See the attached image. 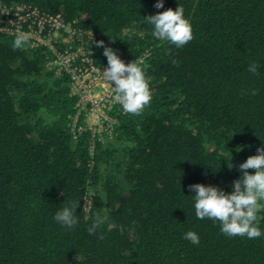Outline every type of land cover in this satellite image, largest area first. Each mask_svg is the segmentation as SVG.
I'll list each match as a JSON object with an SVG mask.
<instances>
[{"label":"trees","instance_id":"1","mask_svg":"<svg viewBox=\"0 0 264 264\" xmlns=\"http://www.w3.org/2000/svg\"><path fill=\"white\" fill-rule=\"evenodd\" d=\"M156 3L0 0V19L18 4L60 15L97 67L108 61L95 41L139 59L152 97L139 115L116 104L109 132L93 135L83 114L74 125L78 98L51 52L29 41L14 50L15 36L0 32V264H264V211L259 238L229 237L196 217L189 190L231 193L239 165L264 146V0ZM179 6L193 39L178 48L153 37L145 17ZM71 201L80 208L68 229L54 216ZM97 214L105 223L89 234Z\"/></svg>","mask_w":264,"mask_h":264},{"label":"clouds","instance_id":"2","mask_svg":"<svg viewBox=\"0 0 264 264\" xmlns=\"http://www.w3.org/2000/svg\"><path fill=\"white\" fill-rule=\"evenodd\" d=\"M155 8L164 7V0H157ZM146 22L153 26V37L160 41L182 47L193 39L191 24L184 17V9H168L155 15L145 17ZM30 39L29 33H18L13 41V49H22ZM97 47L104 49L103 55L107 57L108 66L103 70V77L109 83H114L115 100L122 106L125 113L139 115L151 102L150 77H146L139 59L125 63L111 47L105 42L95 41ZM170 51V49H169ZM249 72L256 74V63L249 65ZM256 95V90L251 91ZM258 155L247 158L239 165L242 176L232 182L233 191L226 193L217 186L204 184L189 185V190L195 194V214L198 219L218 220L221 232L229 237L246 236L256 239L261 236L258 227V213L264 211V146L257 149ZM234 166L229 165L231 170ZM249 170H255L254 174ZM80 208L79 201L66 202L64 207L56 213L54 220L62 226L72 229L78 223L75 216ZM105 219L97 214L95 220L88 228L89 234H95L103 226ZM134 229H129L133 231ZM121 233L124 228L121 226ZM103 239V236H100ZM184 239L199 244L200 238L194 231H188Z\"/></svg>","mask_w":264,"mask_h":264},{"label":"built area","instance_id":"3","mask_svg":"<svg viewBox=\"0 0 264 264\" xmlns=\"http://www.w3.org/2000/svg\"><path fill=\"white\" fill-rule=\"evenodd\" d=\"M63 31L66 36L62 35ZM0 32L15 37L18 33L26 32L30 34L31 47H46L54 56L51 65L55 68L56 74L64 71L69 76L70 93L78 98L74 125L78 116L83 114L86 127L92 129L93 135L102 137L104 131L109 132L114 120L108 112L113 106L120 104L115 100L113 91L115 84L111 85L104 79L102 74L107 67H97L93 64L81 41L82 36L65 25L60 15L43 13L27 4L4 7L0 19ZM88 38L95 39L91 31L88 32ZM75 39L81 44L73 48L71 44ZM57 41L68 46L60 50L55 45ZM79 129L84 130L85 127L80 126Z\"/></svg>","mask_w":264,"mask_h":264}]
</instances>
